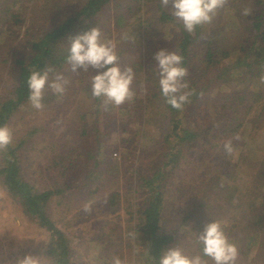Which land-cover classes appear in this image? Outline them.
Returning a JSON list of instances; mask_svg holds the SVG:
<instances>
[{
    "label": "rangeland",
    "instance_id": "1",
    "mask_svg": "<svg viewBox=\"0 0 264 264\" xmlns=\"http://www.w3.org/2000/svg\"><path fill=\"white\" fill-rule=\"evenodd\" d=\"M87 1L0 0V109L17 98L18 61L29 63L36 54L33 45ZM170 7L164 6L163 0H109L94 26L117 41L120 66L131 67L136 73L131 100L112 106L91 94V77L104 69L80 67L72 71L68 64L50 63L45 70H51V79L63 73L66 91L59 97L47 92L42 110L33 109L28 100L20 103L7 121L14 139L0 147V264H16L17 258L27 253L50 258V232L41 228L4 186L11 147L16 148L24 181L36 191L63 190L53 195L46 211L69 240L75 264H103L117 253L127 264H148L149 244L135 227V213L147 206L149 193L140 189L138 178L143 173L149 176V164L162 161L175 143L162 138L159 118L169 115L167 104L160 100L154 116L141 104L159 88L154 83L155 54L161 48L179 52L176 41L184 29L171 16ZM245 8L250 10L247 15ZM162 13L168 18L163 19ZM257 19L264 25V0H222L196 42L187 67L189 76H199L208 43L236 46L239 39L246 38L242 30ZM244 36L248 38L249 33ZM241 72L245 77L248 74L244 67ZM226 78V82H213L211 90L187 110L186 117L179 114L183 125L201 128L202 135L190 149H184L175 165H168L172 172L165 195L167 230L174 237L167 249L196 252L193 238L199 239L207 223L220 220L239 248L237 264H264V233L245 250L242 245L248 237L238 225L241 216L249 214L248 200L264 185V68L251 86L243 77ZM259 92L260 100L254 98ZM235 93L238 100L232 103L230 97ZM248 96L256 102L251 105ZM233 104L240 118H232ZM228 141L232 152L224 148ZM104 144L107 149L99 150ZM71 167H75L73 176L61 177L60 171ZM140 167L143 170L138 171ZM72 182L78 188H71ZM178 216H186L184 226L177 227ZM242 227L250 231L244 224Z\"/></svg>",
    "mask_w": 264,
    "mask_h": 264
},
{
    "label": "trees",
    "instance_id": "2",
    "mask_svg": "<svg viewBox=\"0 0 264 264\" xmlns=\"http://www.w3.org/2000/svg\"><path fill=\"white\" fill-rule=\"evenodd\" d=\"M109 0H88L84 3L80 10L71 15L65 20L59 27L46 32L41 40L33 45V49L36 52L35 56L29 63L24 61H18L21 65V73L19 76V84L16 90V99L8 100L3 103L0 109V124L7 123L13 113L16 111L20 103L27 100L28 88L27 78L30 70L33 68L45 70L51 63L52 66H63L67 64L66 56L73 37L83 33L100 22V13L106 8V4ZM260 2L255 3L259 6ZM161 17L165 19L168 16L162 13ZM260 18V16H258ZM204 24L198 26L193 32L182 31V34L177 39L179 53L184 57V66L187 67L191 63L192 54L196 42L203 36ZM239 33V32H238ZM249 33V37L247 35ZM251 34V35H250ZM141 35V32H139ZM242 40L236 46H213L212 43H208L205 54L201 59V66L199 70V76H189L187 72L186 80L191 91L190 102L185 106L183 110H177L172 108L166 103L165 98L161 95L159 88H155L156 91L144 101L142 108L150 116H154L153 111L159 109L160 100L163 104H167L165 109L168 110L170 116L164 115L159 118L162 122L163 139L168 144L175 143L174 146L165 151L162 161L153 162L149 164L147 173L140 174V189L142 191H148L149 197L147 198V206L144 209L138 210L135 214V227L138 232L143 233L146 241L148 242V254L145 258V262L148 264H158L159 258L164 251L167 250L170 239L174 237L173 232L167 230V218L168 210L165 203V195L168 192L167 180L171 176V170L168 169V165H175L178 161L180 154L184 152V149L189 147L202 135L201 128L196 130L191 129L189 126L183 125L179 114L183 113V117L187 116V110H190L191 105L197 104V102L208 93L213 82L224 81L226 82V76H229L231 81L236 77L240 80V77L245 78L246 82H249L248 86L254 84L253 78L263 71L264 68V25L259 19L253 21L249 26L242 30ZM232 37H230V40ZM247 39V40H246ZM233 40V39H232ZM231 40V41H232ZM248 45V46H245ZM248 48V51H244ZM245 53L244 56L239 57V54ZM245 68L248 71L247 76H243L241 69ZM226 78V79H225ZM251 78V79H250ZM225 85V84H224ZM160 95V96H159ZM262 94L259 92L258 96L254 98L260 100ZM227 98V97H226ZM229 98V97H228ZM158 102L155 104L154 100ZM250 101L251 105L256 102L253 101L250 96L246 97ZM196 100V102H195ZM230 100H238L236 93L231 95ZM253 101V102H252ZM193 102V103H192ZM195 102V103H194ZM192 103V104H191ZM235 105L233 104V107ZM123 112V110L121 111ZM232 118H240V114L236 107L233 108L231 114ZM162 117V118H161ZM208 121V120H207ZM232 121V119H230ZM230 121L228 123H230ZM160 122V123H161ZM97 124V123H96ZM95 124V125H96ZM138 134V132H137ZM92 137V135L90 136ZM110 144V142H108ZM107 144L103 145V148L99 150H106ZM16 148H8V156L6 158L7 166L5 167L4 186L7 191L15 198V200L21 202L25 212L32 218L37 224L46 229L51 234V240L47 249V254L50 256L53 264H75L72 261V252L70 249V243L65 233L57 228L55 222L48 215L46 207L54 194L61 193L63 190L57 191L46 190L39 192L34 189L32 185L24 181L20 167L17 164L15 156ZM153 153V152H151ZM146 163V162H145ZM75 167L71 169H63L60 171L61 177L67 179L72 177ZM143 170L140 167L138 171ZM89 176H87V182ZM91 178V177H90ZM88 183H86L87 185ZM71 188H78L74 182L70 184ZM230 197V196H229ZM247 208L249 214L241 216L238 225L242 228L241 232L248 237L246 243L242 245V248L248 250L252 248V243L256 241L259 236L264 233V185L257 188L255 195L247 202ZM178 225L184 226L187 220L186 216H178ZM244 224L248 230L242 227ZM236 226V225H234ZM175 227V226H174ZM195 235V234H193ZM240 240V238H239ZM193 245L196 247V252H191V256L197 254L203 256L202 242L196 238H193ZM188 252V255H190ZM211 263V259L204 257Z\"/></svg>",
    "mask_w": 264,
    "mask_h": 264
},
{
    "label": "clouds",
    "instance_id": "3",
    "mask_svg": "<svg viewBox=\"0 0 264 264\" xmlns=\"http://www.w3.org/2000/svg\"><path fill=\"white\" fill-rule=\"evenodd\" d=\"M164 6L171 5V16L181 22L183 29L193 32L198 26L210 22L222 6V0H163ZM249 9L243 10L244 14ZM117 41L103 35L99 27L91 28L72 38L66 62L72 71L80 67L104 69L91 77V94L105 104L118 106L134 96L132 88L136 73L131 67L122 68L117 54ZM156 76L154 83L161 95L172 108L183 110L190 102L191 91L186 80L187 69L184 57L178 51L161 48L156 54ZM51 70L33 68L27 78V100L33 109L45 107L44 97L51 91L58 97L66 91L67 80L63 73H56L50 78ZM14 130L7 123L0 124V147L13 142ZM228 152L233 151L231 141L224 144ZM202 242L203 256H190L180 247L169 248L162 253L158 264H208L204 257L214 264H237L239 248L230 240L223 221L214 220L204 227L199 236ZM16 264H53L44 256L27 253L18 257ZM103 264H127L118 253L113 254Z\"/></svg>",
    "mask_w": 264,
    "mask_h": 264
}]
</instances>
